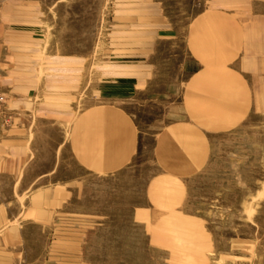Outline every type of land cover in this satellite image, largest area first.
<instances>
[{"label": "rangeland", "instance_id": "rangeland-1", "mask_svg": "<svg viewBox=\"0 0 264 264\" xmlns=\"http://www.w3.org/2000/svg\"><path fill=\"white\" fill-rule=\"evenodd\" d=\"M207 1L41 0L47 55L86 63L79 65L87 74L82 95L93 91L94 103L121 107L138 130L137 153L121 171L91 174L64 150L56 175L31 185H70L65 216L77 231L78 264H264V114L209 133L208 159L189 176L167 175L154 153L158 134L187 118L183 107L193 99L184 89L199 68L186 49L187 30ZM134 60L146 78L136 87L106 78L107 69ZM45 133L31 178L62 150L64 130L47 126ZM9 211L16 215L19 206ZM27 234L29 247L48 248L40 230Z\"/></svg>", "mask_w": 264, "mask_h": 264}, {"label": "crops", "instance_id": "crops-1", "mask_svg": "<svg viewBox=\"0 0 264 264\" xmlns=\"http://www.w3.org/2000/svg\"><path fill=\"white\" fill-rule=\"evenodd\" d=\"M41 14V0L0 3V264H78L71 244L77 231L65 216L70 185H31L56 175L64 150L86 172L110 175L127 167L138 149V130L124 109L94 103L93 91L82 95L87 74L79 58L47 55ZM133 43L136 59L141 36ZM186 49L199 65L184 89L195 101L187 99V118L164 128L154 145L162 168L175 177L204 166L209 133L264 114V0H208L188 26ZM142 64L118 62L106 78L133 80L136 87L146 80ZM47 126L64 130L62 150L51 168L31 178ZM15 204L19 212L11 215ZM31 227L48 248L28 246Z\"/></svg>", "mask_w": 264, "mask_h": 264}, {"label": "built area", "instance_id": "built-area-1", "mask_svg": "<svg viewBox=\"0 0 264 264\" xmlns=\"http://www.w3.org/2000/svg\"><path fill=\"white\" fill-rule=\"evenodd\" d=\"M4 97L0 94V105L2 104Z\"/></svg>", "mask_w": 264, "mask_h": 264}]
</instances>
